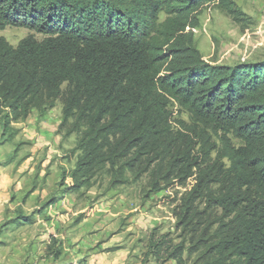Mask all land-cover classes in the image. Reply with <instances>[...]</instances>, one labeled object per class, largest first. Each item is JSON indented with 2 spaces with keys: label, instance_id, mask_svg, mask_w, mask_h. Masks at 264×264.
Returning a JSON list of instances; mask_svg holds the SVG:
<instances>
[{
  "label": "trees",
  "instance_id": "trees-1",
  "mask_svg": "<svg viewBox=\"0 0 264 264\" xmlns=\"http://www.w3.org/2000/svg\"><path fill=\"white\" fill-rule=\"evenodd\" d=\"M205 6L243 20L234 0H0V30L42 36L0 37L1 130L59 102L74 188L96 174L145 176L152 191L190 181L174 211L183 238L150 236L160 264L198 247L203 264H264V61L206 62L192 41Z\"/></svg>",
  "mask_w": 264,
  "mask_h": 264
},
{
  "label": "rangeland",
  "instance_id": "rangeland-1",
  "mask_svg": "<svg viewBox=\"0 0 264 264\" xmlns=\"http://www.w3.org/2000/svg\"><path fill=\"white\" fill-rule=\"evenodd\" d=\"M234 2L241 21L217 6L197 16L192 41L210 64L264 61V0ZM164 18L160 13L158 21ZM29 34L42 38L23 27L0 30L13 46ZM173 112L188 121L178 106ZM11 127L13 135L5 136L0 125V264H160L150 253V236L165 234L174 243L183 238L174 211L190 181L152 191L145 176L112 185L96 174L89 185L74 188L69 174L76 136L66 135L68 124L61 126L59 102L42 117L32 109ZM201 248L184 251L185 264H203Z\"/></svg>",
  "mask_w": 264,
  "mask_h": 264
}]
</instances>
